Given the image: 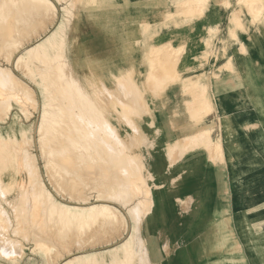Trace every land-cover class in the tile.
I'll return each instance as SVG.
<instances>
[{
  "label": "rangeland",
  "instance_id": "rangeland-1",
  "mask_svg": "<svg viewBox=\"0 0 264 264\" xmlns=\"http://www.w3.org/2000/svg\"><path fill=\"white\" fill-rule=\"evenodd\" d=\"M62 1L63 0L59 1V3L57 1L56 3L57 6L59 5L58 7L64 6L63 9H61L60 14H58L59 18L55 20L54 14H51L53 15L51 16V15H46V14L44 15V12L42 11L40 14L36 12L37 14L35 13L34 15H30L28 23H25V24L23 23L19 26L17 32L16 30L14 31L13 22L11 23L12 18L5 20L4 21L5 23L2 20H0V46H1L0 47V51H1L0 52V68L11 71L12 74H14L12 76L13 79L15 78L14 80L20 83L21 87L24 88L25 86L24 88L25 91H24L23 88L21 89L19 84L14 85V81L11 79L12 77L10 76V78H8V75H7L6 77L7 79L10 80V84L12 83V85L14 86L11 85L10 87L12 89L10 90V92L7 91L6 93L11 94L12 93L11 91L14 90V88H15V92L17 91L20 92L18 93V95H21V96H18L19 98L17 99H20L19 101L22 102L21 104L25 107V110L27 112L26 116H24L23 114L19 112L20 119H22L25 124H28L30 126L29 134L27 133L24 136H20V135L18 136L17 145H18V150L19 149L20 150L19 151L17 150L18 151L17 156H18V161L21 165V169H20L21 171H19L18 174L16 175L17 183L20 184V186L21 184L22 185L24 184L26 185V187L27 186L31 187V185H34L32 187L33 189L36 188V190L39 187V185H45L47 190L54 193L55 197H57L56 199L60 201L62 200L60 190L63 189L64 192H67V190L71 186L73 187L72 183L68 184L69 181L70 182L72 181L71 179L67 178L64 175H62V177L64 176L65 178L60 177L61 178L60 179L58 178L57 174L53 173L54 169L51 163L53 161L67 163L71 160L70 163L77 164V161H75V159H71L69 157L70 153H68L67 152L68 150H66V143L62 142L61 144L60 141L59 143L56 142L59 144V146L63 145L65 148L64 150L63 146L59 147L56 143L53 142V141H58V140H52V142L49 141L51 134L52 136L55 135L54 137L51 136L53 139L54 138L56 139L58 136L59 138L57 139H60L62 141L63 140L62 138H64L63 136H66L65 135L66 128H64L63 126V129H65L64 132L62 131L63 129L61 126H60L61 127L60 129L58 128L55 129L56 131L58 130V132L61 130V132L59 133H61V136L63 135L62 138H60L59 136L60 134L58 132H56L55 130H51L50 131L51 133L47 134L49 137L47 136V139L44 140L45 142L42 141V144H41V141L38 140L39 131H38V128L36 127L37 122L39 121V118H40L39 105L42 102L40 101V104H39L41 95H40V92L38 93L37 89H39L40 85L46 86L47 83L45 82H47L46 80L48 79H49L48 83L50 85L52 83L55 84L56 80H54L55 82L54 81H52V83L50 82L51 77L54 75L52 72L55 69L53 70L51 68L52 71H50L51 69H48L47 71V68H45L44 64L42 65L41 63H39V61L37 62L38 60L37 57L39 56L34 55L36 51H31L29 52L30 54H28V56L31 57L32 54L33 53L34 54L32 56V59L28 58V60L30 61L32 60L31 63H34L33 69H39V68L41 69L43 67L41 71H43L44 76H46V77L39 76L38 74L36 75V78H32V77L26 76V74H24L22 71L23 66L16 65L15 64L16 61L14 60V57L17 55V53H24L25 55L27 54L25 52L27 51V48L29 47L34 48L35 45L38 46L40 42L45 41L46 36H48L49 31H51L50 39L54 43L62 39L61 40L62 44L58 48V51L60 50L59 52L61 53L63 52L62 58H64L63 63H66L65 64L66 68L64 69L63 79L62 78L58 79L62 75L60 76L58 75L56 76V74L54 75L56 76L55 79L58 77L57 80H59L58 81L59 84H57L56 82L55 85H52L50 87L51 92L49 91V88H47L48 90L45 93L43 102H46V101L47 102L51 101V103L52 101L54 102V99L52 100L54 96H58V98L57 97L55 98L59 100L61 99L62 101L66 102L67 100H70L72 95L76 94V97L79 98L80 103L78 102V98H76L77 100L74 99L75 96L72 99L73 101H76L75 104L77 102L79 103V104L77 103L79 106L74 104V107L78 106V108L74 109V107H70L72 106L71 104L73 103L72 99L70 100V104L67 101V104H69L70 106L67 104H66L67 106L65 105L66 107L69 106L70 109L71 108L73 109L72 111L67 110L69 114L68 116L69 118H72L73 120V118H75L74 115L76 114V120H77V121L75 120L76 123H78V121L80 122L81 119L82 120L84 119L81 122L85 121L84 123H86L87 118L90 117L89 116L86 118L84 114L82 115L80 114L83 112L84 113L87 112L85 108L82 109L80 107V105L82 106L80 100L82 99V102H83L85 98H87V96H88V99L96 98V100H98L97 97H99L100 94H103L102 90L106 89V91L108 92L109 89L110 90L112 89L114 92L113 98L117 99V100L115 99L114 100L120 102V103L117 102L118 104H121L122 102L123 107L121 106V108L118 106L114 109L97 113V117L102 118V119H98L95 115L97 120L94 116H92L91 119L89 118V120L91 122L93 121L92 122L93 126L96 127L99 125L98 128L99 129L102 128L100 132L97 130L98 128L95 129V132H92L93 133L92 136L94 137V139H97L96 136H94L96 135L95 134L96 132L97 134L99 132V134H101L100 135L101 137L103 134H105L106 138H108L107 134H110L109 139H111V141L108 139L109 142L113 143L114 141V144H116L119 147H120V144L122 145L121 148H118L122 150L120 154L121 157L120 156L118 157L121 159V161L123 160L127 161L126 160L128 156L127 153H129V151L130 152L132 151V154L128 156V160L130 159V162L129 161L126 162V167L129 168L130 170L128 171L129 174L125 173L127 176L124 174L126 178H123L120 175H118L117 180L121 181L119 180L120 178L125 179L124 181H127V179H130V181L134 180V183L136 184H140V183L143 184L142 186L140 185L142 188L135 189L133 194L131 193L128 195L130 197L125 199L126 205H123L124 207L118 205V203L113 202L115 206L117 207L119 206L121 208L122 213H125V214L128 211L127 210L128 208L134 207L131 209L132 211L130 210L135 215L134 220H132V217H130L127 220V225L129 227H132V225L135 224L134 225V229H135L134 235L135 236H133L134 237L133 239H134V242L135 240H137V242L139 243V244L138 243L136 244L135 242V245L139 248L138 249L136 247L135 251H137L138 249L136 253L138 254L141 252L142 253L139 255L135 253V255H138L139 257H137L136 259L135 258L136 256L134 255L135 259H133L132 264H150V263L151 264H264V140L261 141V144H260L261 148L257 150H252L250 154L246 153L247 150H242L241 153L243 154L241 157L235 156L230 161L229 160L227 161L229 163L226 164V166H228V170H230L229 176L231 178L230 179V197L228 198L230 201V209H227L225 211L218 212L215 214H211V213L193 214L191 212L179 213L174 210V207L173 208L171 207V210H169L170 209L169 208L168 211L167 210L165 211L164 217L166 221L164 222L165 225L163 227H158L156 229L155 228L153 229L152 225H149L150 221H147L148 218H150L151 212L153 210L154 190L158 189L159 187V184H157L154 181L155 176L152 174V172L149 169L151 158L155 156V153L159 152V150L155 148V146L159 144L158 141L166 140L167 137L168 139L169 138L174 139L175 137L186 135L187 133H189L190 131L194 129H197L200 132L208 130V133L210 135V129H209L210 127L208 126V120L211 118L210 115L215 112L214 100L212 98V95L209 94L208 85L200 83L199 75H198L199 69L193 68V65L197 64V62L201 59H209V58H213L214 56L219 58L218 55L220 56L221 52L224 53L225 47L223 45V37L221 36L222 25L220 22H218L217 28H215L214 30L213 29L210 30L208 27L202 28L198 26V25H201V26L208 25L206 23L209 19L208 13L206 12L205 9L202 8L204 7V4H207V2H205V0L204 2L201 0L204 3L203 4L199 0H198L199 2L196 0H193V2L203 4L200 11L199 10L191 11L190 9L186 7L190 11H188L187 9L185 10V8H180V11L177 13L175 9V5L181 2L179 5L183 6L185 4H188L189 2L192 3V1L191 0L190 1L172 0L171 1L172 3H171L169 0H167L169 1V4L166 5V4L161 3L162 0H158V1L153 0V2L152 0H148V2L147 0H144V1L141 0L142 3H131L125 0L121 4L113 3L110 0L109 1L100 0V2H97L98 1L97 0L96 2L99 4H97L96 2L90 1L88 5H85V6L82 4L75 6L72 0H69V1L64 0L65 3L64 1L63 2ZM70 1H72L73 3H70ZM102 1H105V2L102 3ZM182 1H186L187 3L185 2L183 3ZM224 1L229 3V4L228 3L226 4L225 2H223V4H221L225 9L237 8V13H239L240 15L245 13L253 19L251 14L248 13V11L246 10L247 5L249 4L247 2H250L249 0H231L232 4L229 0H224ZM68 2H69V5H68ZM256 2H254L252 5L255 4L257 6L258 3L260 2H261L260 4L263 3L262 0H259L257 3ZM86 6H90V7L86 8ZM72 7L74 8L72 9ZM120 10H122L124 14V20L120 24L124 23L122 24V28L126 29V30L124 29L125 34H126L125 42L127 41L126 44H128V40H129L130 44L126 45L125 42H123L122 45H118L117 42L113 44H105L104 38L109 33L107 29L112 28V25H113L111 14L112 13L117 14ZM234 13L232 12V15L235 16V18L232 15H231V18L237 20L238 26L236 25V31L242 30L243 25L240 21L241 18L240 16H238L237 13H235L237 15H234ZM64 16H66V18ZM150 16H153V17H150ZM142 20L143 22L147 21V23H145V26L147 28L144 27V29L146 28L145 32H143L144 29L142 27L144 26V23L140 24L142 23ZM210 20H214L213 16L210 18ZM255 21H257L258 23H262L261 21L255 20V19H253L252 22H255ZM107 23H110V25ZM139 25H140V28H138ZM239 26L241 27L239 28ZM140 30L142 31V33L140 32ZM1 33H3L4 37L2 36ZM52 33L54 34L52 35ZM139 33L141 36L139 35ZM137 36L139 40L137 39ZM5 37L7 39H5ZM10 38H16L18 41H20L19 42L20 44L18 43L19 45L17 44L16 47L14 46L11 49L9 48L11 51L5 45L6 41ZM97 39L99 40L98 42H97ZM230 39L233 40L232 42L236 41L232 39L231 37ZM136 42L138 43L136 44ZM217 43H219V46ZM167 44H170L171 48H170V45H168L169 49L166 48ZM3 46H5L6 48H4ZM199 48L200 49L204 48L205 51H199V52L193 51ZM207 48H209L208 51H207ZM160 53H161V57H160ZM168 54L170 56H168ZM143 56H145V58ZM162 56L165 57L164 58L165 62L164 60L162 61L161 59L163 58ZM33 57L35 59L37 58L36 61ZM158 59H160V62ZM35 64L38 66H36ZM17 66H19L21 69ZM147 68H150V69H147ZM2 69H0V72L2 71ZM49 71L51 72L52 75L49 73ZM38 72H40V70ZM55 72L56 70L54 71V73ZM135 72H138V75H140L141 77H139L138 79L136 78L137 76L134 77ZM46 73L50 75H47ZM146 73H148V75ZM0 74L4 76L3 71ZM171 74H173L174 76L173 78L172 76H170ZM66 76H69L67 77L69 81L70 80L73 81V79H75L73 81L75 83L73 84L76 85L77 83L78 86L76 87L74 85V87H76L78 90L81 88L79 92L80 93L82 92V93L79 96H82V94L84 93L86 94L84 96L85 98L83 96L82 97L77 96L78 90H74L76 88H74L73 86L71 87V89L77 93H74V91L72 92L69 91L70 90L69 85H72V83L69 82L68 80L65 81V83L67 82L66 84L64 83L63 80L67 79L65 78ZM70 76L73 79H70L71 78ZM18 77L19 78L21 77V79L22 78L24 79L25 77L24 82L22 81L19 82L20 79ZM145 77L146 79L142 80ZM134 78L136 81L135 80L132 81ZM53 79L54 77H52V80ZM61 80L62 82H60ZM141 81H145V82L147 81L146 82L147 88L149 89L152 88L150 90L153 91V93L140 92L138 90L139 88H136V87H138L139 84L140 85L142 84L140 83ZM135 82L138 84H136ZM61 83H63L62 84L63 86L60 85ZM68 83H69L68 85L69 87L68 86L64 87V85H67ZM59 86H61L63 90H66L68 87L69 90H66V91H68L67 92L68 94L70 92V94L67 96H71V97L68 98L66 96L67 97L66 98L65 97V95L67 94L65 93L66 91L63 94L62 92L63 90L62 91L57 90L59 89ZM52 87L53 88L58 87V88L57 89L54 88L55 89L54 91L52 90L53 89ZM141 88L145 89V87H142V86ZM26 90H28L27 91L28 93L26 92ZM110 90L109 92H111ZM57 91L58 93H60L59 95ZM24 92L26 95L24 94ZM97 92L98 93L100 92V93L98 94ZM0 94H1L0 99H2L1 101L3 102V100L5 99L3 98V94H5V92L4 93L0 92ZM48 94L52 95V98L50 95L48 96ZM110 95L111 94L109 93L105 94L106 98H104L105 100L102 99V101H104L105 103V101L107 100L108 102V100L112 98ZM22 97L24 98L21 99ZM25 97L26 99L27 98L28 99L26 100ZM201 97L203 100L201 99ZM62 98L63 99L66 98L67 100H63ZM125 99H127V101H125ZM193 99H195L196 101L194 102ZM192 102L194 103V107L192 106L193 105ZM200 102H203L205 104L200 103ZM195 103L197 104L196 107H195ZM201 104H203L205 107L202 106L201 108L200 107ZM207 104L209 105V108ZM126 106L128 107L127 110H126ZM124 108H125V111H124ZM79 109L80 110L82 109V111L78 112ZM88 109L90 110V108ZM69 112H73L74 114V115L72 114L73 117L70 115ZM77 112L79 114H77ZM120 114L122 115V117H120L121 116ZM99 120L100 121L103 120L104 123H106L110 127L107 126L106 124L104 125L103 121H101L102 123L100 124ZM94 121H95V125H94ZM96 122L98 123L96 124ZM100 125H102L103 127L105 126L107 128H110L111 130L108 129V131L110 130L111 132L109 131L110 132L109 133L108 131H106L107 129L100 127ZM7 128H8V124H5L4 121L0 122V132H5ZM102 131H104V133ZM62 132L65 134H63ZM126 136L129 140V142L127 141L128 144H126L120 139L121 137H126ZM106 138L104 140L108 142ZM180 143H179L180 144L179 146H175V147H171V146L169 147L167 145L166 149L164 150L166 152V156L170 164L174 161L179 160L185 154V147L189 146V142L187 140H181ZM40 144L43 146L41 147ZM48 144H51V145H48ZM45 145H47V147H44ZM127 145H130V147H128ZM48 146L52 147L50 148L52 150L53 149L55 150L56 147L57 148L59 147L60 150L58 149L57 150L60 153L56 151L57 152L56 154L55 151H52L53 153H55V155L54 154H50V156L49 154L48 156L44 155V153H42L44 151V148L46 149L48 148V150H50ZM200 146H203V145H200ZM68 147H70L69 144L67 145V148ZM71 148L73 147L71 146L69 149ZM197 148L198 147L194 148L193 150ZM203 148H204L203 151H205L212 160H217L218 158H220L221 159L220 162H224L223 159L221 158L222 154H221L220 143L213 145L212 140H211L209 145L203 146ZM73 150L74 149H72V151ZM176 154H177V157L175 156ZM56 155H58V157ZM124 155L126 156V159H124ZM174 156L176 157L177 160L176 159L173 160ZM50 157L51 159H49ZM118 158L114 159V161L118 162ZM137 159L140 160V163ZM48 164H50L51 169L48 166ZM78 164H83V166L81 167L82 169L81 172L84 173V176L86 174L90 175V173L91 174L94 173L95 166L93 164L85 162V166H84V162L82 163V161ZM104 164L105 163H103V166ZM106 164L108 167H111L110 166L111 164H108L107 162ZM118 164L116 165L118 166ZM120 165L118 167H120ZM45 166H47V168ZM87 166L90 167V169H93L91 170L92 172L91 171L89 172V169H86ZM103 166H99V169L97 170L98 173L100 174L102 173L101 172L102 168L104 169ZM100 167H101V170H100ZM51 173H53L54 175ZM115 175H110L111 181L112 179H114L113 177ZM130 176H132L134 179H131L132 177ZM54 177H57V178H54ZM32 179L34 180L31 182ZM9 180H10L9 174L7 172H4L3 170L0 171L1 185L9 182ZM49 180H51L52 182ZM97 181L98 182H96V184L99 183L100 180L97 179ZM124 181L118 182V183L121 184V183H124ZM104 184L105 183L101 184L102 187H100V189L102 188L105 191L107 185H104ZM68 185L69 186L71 185V186L69 187ZM114 186H117V184H115ZM26 187L24 188L25 193L26 191L27 192L29 191V187L27 188ZM63 187H65L66 190ZM72 187L70 189H72ZM78 187H79V190H77L76 193H75L76 190L73 191L69 189L70 194L72 193L78 194L79 191H82L83 193L87 192L86 189H84V187H81L82 190H80L81 189L80 186ZM136 190H138V192H135ZM3 191L0 192V213H1L0 215L2 217V218L0 217V222H2L3 220V222L0 224L1 226L0 229L3 227L4 228L3 230L2 229L0 230L1 231L0 233L1 243L0 244L4 243V245H0V246L1 247L5 246L4 248L8 246L9 252L7 253L8 249H3V247L1 249L0 247L1 250H4V251L0 250V264H60V263L62 264L61 261L65 257H67L71 252L73 253L79 250L80 248H86V249L93 248L94 245H95L94 247L106 246L111 243H115L119 241L123 237V233H121V230H122L121 227L118 228L120 224L124 222V221L122 222L121 220V223L120 222L117 223L119 226L115 225L116 227L114 228L111 226H108L107 229H104L105 232H103L104 230L98 231L97 230L98 228H97L96 234L94 231H91V233L94 232V234L91 235V233H88L89 237H87L88 236L87 232H90V231H87L86 232L87 236L84 234L87 238H89L87 239L88 241L86 240L87 241L86 244H83L85 240L84 239L85 237L83 236L80 237L82 239L78 238L77 240H76L77 237L74 239L72 238V240H71V237L68 240L67 239L61 240V238L59 239V237L57 236L58 234L56 233L55 229L53 231V229H51L50 227L47 228L46 226H44V223H41L42 221H40L41 217L39 215H38V218L36 216V219L28 216V215L32 216V211H31V213L29 212L30 214L27 213L26 215H23V216H26L24 220L23 219L24 217L23 216H22L23 218L21 217L20 215L21 213H19L20 211L18 210V208L14 209L15 206L13 203L16 202V200L13 199V197L17 195L19 190H15L12 188L11 190L7 189V193H6V189ZM56 191L57 193H55ZM192 200L193 198L186 197L185 200H179V201L183 204L184 210H190V205H191ZM136 215L138 216V218ZM140 216H141V220L139 218ZM18 217H20V219H18ZM172 222H174L175 224L174 223L172 224ZM35 223L37 225V228H36ZM38 223H40L41 226L40 224L38 225ZM23 226L25 230L23 229ZM135 226L138 229H136ZM139 227H141V230H139ZM138 230L140 231L139 233L140 235L136 234L139 232ZM47 231L49 232L48 235H47L48 233ZM98 233H100L101 235ZM45 234H46L45 237L47 238L51 236V238L49 237L50 239L48 238V240H49V245H51L53 248L51 255H49L47 259L44 258L41 254H37L36 252L32 251L34 240L37 239L35 236H38L39 238H44ZM118 234L119 235L122 234V236L120 235L121 236L120 237L118 236ZM137 236H141L143 239H145V241H142L143 239H140L141 237L138 238ZM54 237H56L57 239ZM138 239L141 241H139ZM6 240L10 241V242L8 241L9 244L6 243L7 242ZM93 241L96 242V244ZM13 242L15 244L19 243L17 245L19 254L16 251L17 249L14 250L17 253L16 255L17 257L15 258L14 262H9L7 260V257L10 253H12L11 244ZM71 242H72V245H71ZM142 242L143 243L146 242V243L143 244ZM80 244L81 245L83 244V247H81ZM142 246H144V248ZM53 254L56 258L53 256ZM140 256L141 257L143 256V260L142 258H140ZM137 260L139 261V263Z\"/></svg>",
  "mask_w": 264,
  "mask_h": 264
},
{
  "label": "bare ground",
  "instance_id": "bare-ground-1",
  "mask_svg": "<svg viewBox=\"0 0 264 264\" xmlns=\"http://www.w3.org/2000/svg\"><path fill=\"white\" fill-rule=\"evenodd\" d=\"M57 1H58V3H59V1H61V0H0V20H2L3 22L5 21V20H7V19H10V18H12L11 19V23L13 22V25H14V31L16 30V32L18 31V28H19V26L21 25V24H25V23H28V21H29V17H30V15H34L36 12H38L39 14L41 13V11L42 12H44V15L46 14V15H51V14H54L55 15V20L57 19V18H59V16H58V14H60V11H61V9H63V7H58L57 6ZM64 1V0H63ZM62 1V2H63ZM69 1V0H68ZM73 2H74V4H75V6H78L79 4H82V5H88V3L91 1V2H96L97 0H72ZM72 1H70V3H73ZM107 1V0H106ZM109 1V0H108ZM111 1V0H110ZM144 1V0H143ZM158 1V0H157ZM170 2L172 1V0H169ZM186 1H190V0H186ZM186 1H182L183 3L185 2V3H187ZM192 1V3H193V0H191ZM196 1H198V0H196ZM201 3H203L204 2V0H199ZM198 1V2H199ZM217 1V0H216ZM250 2H247V3H249L248 5H247V11H248V13H250L251 14V16L253 17V19H255V20H259V21H261L263 24H264V0H262L263 1V3L262 4H260V3H258V5L256 6L255 4L254 5H252L254 2H256L257 0H249ZM259 1V0H258ZM257 1V2H258ZM97 2H100V0H98ZM96 2V3H97ZM103 2H105V1H102V3ZM147 2H148V0H147ZM152 2H153V0H152ZM205 2H209V0H205ZM225 2V1H224ZM256 2V3H257ZM64 3H65V1H64ZM67 3V2H66ZM146 3V2H145ZM157 3V2H156ZM172 3V2H171ZM181 3V2H180ZM179 3V4H180ZM189 3H191V2H189ZM188 3V4H189ZM196 3V2H195ZM226 4L228 3V2H225ZM97 4H99V3H97ZM148 4V3H147ZM204 4V3H203ZM203 4H201L202 6H203ZM229 4V3H228ZM63 5V4H62ZM68 5H69V2H68ZM72 5V4H71ZM186 5V7H187V4H185ZM205 5V4H204ZM73 6V5H72ZM182 6V5H181ZM192 7V5H189V7ZM201 6V7H202ZM70 7V6H69ZM88 7H90V6H86V8H88ZM185 7V10L187 9ZM188 7V8H189ZM74 7H72V9H73ZM182 8H184L183 6H182ZM194 8V7H193ZM198 8V7H197ZM202 8H204V7H202ZM71 9V8H70ZM69 9V10H70ZM190 9V8H189ZM192 9V8H191ZM201 9V8H200ZM200 9H199V11H200ZM68 10V11H69ZM188 10V9H187ZM193 11H194V9H192ZM191 10V11H192ZM71 11V10H70ZM188 11H190V10H188ZM181 12H183V11H181ZM233 13H234V11H232ZM184 13H186V12H184ZM190 13V12H189ZM236 13V12H235ZM234 13V15H237V14H235ZM37 14V13H36ZM73 14V13H72ZM51 16H53V15H51ZM130 16V15H129ZM233 16V15H232ZM239 16V15H238ZM45 17V16H44ZM47 17V16H46ZM65 18H66V16H64ZM149 17V16H148ZM147 17V18H148ZM150 17H153V16H150ZM234 18H235V16H233ZM51 18V17H50ZM241 18V17H240ZM152 19V18H151ZM164 19V18H163ZM126 20V19H125ZM134 20H136V19H134ZM145 20V19H144ZM153 21V20H152ZM158 21H159V19H158ZM238 21H239V19H238ZM241 21V20H240ZM252 21V20H251ZM48 22V21H47ZM94 22V21H93ZM135 22V21H134ZM149 22V21H148ZM5 23V22H4ZM41 23V22H40ZM144 23V26H142L143 27V29H144V27H146L145 26V23H147V21L146 22H143V20H142V23H140V24H143ZM61 24V23H60ZM107 24H109L110 25V23H107ZM122 24H124V23H122ZM135 24H137V23H135ZM139 24V23H138ZM241 24V23H240ZM239 24V25H240ZM13 25H11V26H13ZM27 25V24H26ZM236 25L238 26V24H237V20L236 19H232L231 18V20H230V28H229V34H230V37L232 38V39H234V40H236V41H238L239 39H238V36H237V33H236ZM42 26V25H41ZM65 27V26H64ZM106 27H107V25H106ZM131 27V26H130ZM241 26H239V28H240ZM13 28V27H12ZM138 28H140V25L138 26ZM137 28V29H138ZM147 28V27H146ZM145 28V29H146ZM45 29V28H44ZM52 29V28H51ZM123 29V28H122ZM125 29V28H124ZM145 29H144V31L143 32H145ZM10 30V29H9ZM126 30V29H125ZM7 31V30H6ZM55 31H57V30H55ZM132 32V31H131ZM140 32L142 33V31L140 30ZM42 33V32H41ZM48 33V32H47ZM2 34V36H3V33H1ZM50 34H51V31H49V33H48V36H46V40L45 41H43V42H40V44L38 45V46H34V48L33 47H29V48H27V51H25L27 54H25L24 55V53H17V55L14 57V60L16 61V65H20V66H23V73L24 74H26V76H29V77H32V78H36V75H38L39 74V76H44V73H43V71H41V69L43 68H39V69H33V64L34 63H31V61L30 60H28V58H31L32 59V56H33V54H32V56L30 57V56H28V54H30L29 52H31V51H36L35 52V56H39V57H37L38 58V60H37V62L39 61V63H41L42 65L44 64V66H45V68H47V71H48V69H55L56 70V72L54 73V71L52 72L54 75L56 74V76L58 75V76H60V75H62L61 77H57L58 79H63L64 78V69L66 68L65 67V64L66 63H63V59L64 58H62L63 57V52L61 53V52H59L58 51V48L60 47V45L62 44L61 42V40H59L58 42H56V43H54L51 39H50ZM54 33H52V35H53ZM131 34H133V33H131ZM135 34V33H134ZM5 35H6V33H5ZM51 35V36H52ZM58 35H60V34H58ZM136 35V34H135ZM134 35V36H135ZM138 35V34H137ZM139 35H140V33H139ZM138 35V36H139ZM8 36V35H7ZM128 36V35H127ZM138 36H137V39H138ZM141 36V35H140ZM139 36V37H140ZM4 37V36H3ZM9 37V36H8ZM22 37V36H21ZM63 37V36H62ZM61 37V38H62ZM27 38V37H26ZM42 38V37H41ZM4 39V38H3ZM5 39H7L6 37H5ZM29 39V38H28ZM27 39V40H28ZM137 39H136V41H137ZM54 40V39H53ZM139 40V39H138ZM130 41H131V39H130ZM133 41V40H132ZM135 41V40H134ZM20 41H18L16 38H10V39H8L7 41H6V43H5V45H6V47L9 49H11L12 47H16V45L19 43ZM93 42V41H92ZM125 42V41H124ZM139 42V41H138ZM138 42H136V44L138 43ZM168 42V41H167ZM90 43V42H89ZM127 43V41L125 42V44ZM133 43V42H132ZM131 43V44H132ZM135 43V42H134ZM1 44H2V42H1ZM20 44V43H19ZM18 44V45H19ZM22 44V43H21ZM91 44V43H90ZM128 44H130V42H129V40H128ZM128 44H126V45H128ZM92 45V44H91ZM133 45V44H132ZM165 45V44H164ZM168 45H170V44H167L166 46V48H168ZM31 46H33V45H31ZM95 46V45H94ZM1 47V46H0ZM4 48H6L5 46H3ZM126 47H128V46H126ZM131 47V46H130ZM19 48V47H18ZM17 48V49H18ZM165 48V49H166ZM170 48H171V45H170ZM213 48V47H212ZM211 48V49H212ZM9 49V50H10ZM15 49V48H14ZM61 49H63V48H61ZM159 49V48H158ZM169 49V48H168ZM26 50V49H25ZM131 50V49H130ZM161 50V49H160ZM160 50H158V51H160ZM172 50H173V48H172ZM179 50V49H178ZM11 51V50H10ZM14 51V50H13ZM124 51H126V50H124ZM133 51V50H132ZM171 51V50H170ZM1 52V51H0ZM174 52V51H173ZM152 53V52H151ZM8 54V53H7ZM172 54V53H171ZM158 55V54H157ZM156 55V56H157ZM165 55H167V54H165ZM11 56V55H10ZM14 56V55H13ZM12 56V57H13ZM34 56V57H35ZM102 56V55H101ZM159 56V55H158ZM168 56H170L169 54H168ZM168 56H166V57H168ZM33 57V58H34ZM144 58H145V56H143ZM142 57V58H143ZM153 57V56H152ZM160 57H161V53H160ZM163 57V56H162ZM36 58V59H37ZM165 57H163V58H161L162 59V61L164 60V62H165V59H164ZM12 59V58H11ZM35 59V58H34ZM36 59H35V61H36ZM105 60V59H104ZM159 60V62H160V59H158ZM169 60H171V59H169ZM173 60V59H172ZM157 61V60H156ZM167 61V60H166ZM65 62V61H64ZM67 62V61H66ZM120 62V61H119ZM169 62V61H168ZM155 64V63H154ZM168 64V63H167ZM36 65V64H35ZM36 66H38V65H36ZM141 66H143V65H141ZM154 66V65H153ZM17 67H19V66H17ZM16 67V68H17ZM56 67H57V69H56ZM146 67V66H145ZM162 67V66H161ZM20 68V67H19ZM36 68H38V67H36ZM44 68V69H45ZM0 69H2V68H0ZM21 69V68H20ZM52 69L50 70V71H52ZM147 69H150V68H147ZM35 70H37V71H35ZM40 70V72H38ZM67 70H68V68H67ZM123 70V69H122ZM121 70V71H122ZM2 71H3V74H4V76H2L1 74H0V92H5V94H3V98H5L4 100H3V102L1 101L2 99H0V122H2V121H4V123L5 124H8V128H7V130L5 131V132H0V171H4V172H7L8 174H9V176H10V180H9V182H7V183H5V184H3V185H1V181H0V192H2L3 190H5L6 189V193H7V189H9V190H11L12 188L13 189H15V190H19L18 191V193H17V195H15L14 197H13V199H15L16 200V202H14L13 204H14V206L16 207H14V209H17L18 208V210L20 211L19 213H21L20 215H21V217L23 216V215H26L27 213H31V211H32V216L31 215H28V216H30V217H33V218H35L36 219V216H37V218H38V215L41 217V220L40 221H42L41 223H44V226H46L47 228L48 227H50L51 229H53V231H54V229H55V231H56V233L58 234L57 236L59 237V239L61 238V240L62 239H64V240H68V239H70V237H71V240H72V238L74 239V238H76V240L78 239V238H80V237H85L84 239V243L83 244H86V242L88 241L87 239H89V238H87V237H89V235H88V233H91V231H94L95 232V234H96V232H97V230L98 231H100V230H104V229H107L108 228V226H111V227H116V226H119L117 223L118 222H120L121 223V220H122V222L123 223H121L120 224V226L118 227V228H120L121 227V233H123V237L119 240V241H117V242H115V243H111V244H109V245H106V246H102V247H94L93 246V248H77V249H79V250H77V251H75V252H71L67 257H65L61 262H62V264H132V261H133V259H137V257H139L138 255L139 254H141V253H136L137 251H138V247L135 245V242H136V244L138 243L137 242V240H135V242H134V237L133 236H135L134 234H135V229H134V225H132V227H129L128 225H127V220L130 218V217H132V220H134V213H132L131 211V209L132 208H134V207H130V208H128L127 210V212H126V214L125 213H122V211H121V208L120 207H117V206H115V204L114 203H118V205H120V206H123V205H126V202H125V199L126 198H128V197H130V196H128L129 194H133V192H134V190L135 189H139V188H142L141 186L143 185L142 183H140V184H136V183H134V180H132V181H130V179H127V181H124L125 179H122V178H120L119 180H121V181H118L117 180V178H118V175H120L121 177H123V178H126V174L128 173L129 174V172L128 171H130L129 170V168H127L126 167V162L127 161H129L130 162V159L128 160V156L130 155V154H132V151L130 152L129 151V153H127L128 154V156H127V159H126V156L124 155V159H126L127 161H125V160H123V161H121V159L120 158H118L119 156L121 157V149H118V148H121L122 147V145L120 144V147L119 146H117L116 144H114V141H113V143L112 142H109V140L111 141V139H109L110 138V134H107L106 132V134L108 135V138H106L105 137V134H103L104 133V131H102L103 133V135H104V137L106 138V140L108 141V142H106L104 139V137H103V135H102V137L100 136L101 134H99V132H100V130L102 129H99L98 128V126H93L92 125V122L89 120V118L91 119V117L92 116H94L95 117V115H96V117H97V113H100V112H104V111H107V110H111V109H114V108H116V107H120L121 108V106L123 107V105H122V102H121V104H118V103H120V102H118V101H115V100H117V99H115V98H113V90L111 89H109L111 92H109V90H108V92L106 91V89H104V90H102L103 91V94H100V96L99 97H97L98 98V100H96V98H93V99H88V96H87V98H85L84 96L86 95V94H82V96L85 98V100L82 102V99L80 100L81 101V104H82V106L80 105V107L83 109V108H85L86 109V111L87 112H83V113H80L81 115L82 114H84L85 116H86V118L87 117H89V118H87V120L88 121H90V122H88L87 120H86V118H85V120H86V123H84V122H81V121H83L82 119H81V121L79 122L78 121V123H76V114L74 115L73 114V112H69L70 113V115L73 117V115H74V117L75 118H73V120H72V118H69V114H68V111L67 110H73L72 108L70 109L69 108V104H70V100L74 97V99H76V98H78V97H76V94L75 95H72V97L71 96H67V95H69L70 94V92H69V94L67 93L68 91H66V90H69V91H74V90H78L76 87L78 86L77 85V83H76V85L75 84H73V83H75V82H73L75 79H73L71 76V78L70 79H73V81L72 80H68V78L67 77H69V76H66L65 78H67V79H65V80H63L64 81V83H65V81L66 80H68L69 82H71L72 83V85H69V83L67 84V85H64V87H66V86H70V88L68 89V87H67V89L66 88H64V89H66V90H63V88L61 87V86H59V89H57L58 87H54V88H56L57 90H63L62 92H63V94H64V92L65 93H67L66 95H65V97L67 96L68 98L69 97H71L70 98V100H67L66 98L65 99H63V100H67L68 101V103L69 104H67V101L65 102V101H62L61 99L59 100V99H56L55 97H57L58 98V96H54V98H52V95H50V94H48V96L50 95L51 96V98H52V100L54 99V102L52 101V103H51V101L49 102H43V99H44V96H45V93L47 92V88H49V91L51 92V89H50V87L52 86V85H55L56 84V82H57V84H59V80H57V78L55 79V77L56 76H52V77H54V79L52 80V77H51V83H52V81H54V80H56V82H55V84L54 83H52L51 85L48 83L49 82V79L48 80H46L47 82H45V83H47L46 84V86L45 85H40L39 86V89H37L38 90V93L40 92V100H39V104H40V101H42L41 102V104L39 105V107H40V110H39V116H40V118H39V121L37 122V125H36V127L38 128V131H39V139L38 140H40L41 141V144H42V141H44V140H46L47 139V134L48 133H51L50 131L51 130H55V129H60L61 127H62V129H63V126H64V128H66V134L65 133H63L64 132V130L65 129H63L62 131V133L63 134H65L66 136H63L64 138H62V136H61V133H59V132H61V130L58 132V130L56 131V132H58L59 134V136H60V138H62L63 140L61 141L60 139H57V138H59L58 136H57V138L55 139H53L52 137H54L55 135V133L53 134L54 136H52V134L50 135V142H52V140H58V141H53L54 143H56V142H58L59 143V141H60V143L62 144V142L63 143H66V150H68L67 152L68 153H70V155H69V157L71 158V159H75V161H77V164H73V163H70V161L69 162H67V163H61V162H59V161H53V160H51V161H53V162H51L52 163V166H53V173L54 174H57L58 175V178H60V177H62V175H64V176H66L67 178H69V179H71L72 181L70 182L69 181V183L68 184H73V187H72V189H70L69 187V189L70 190H76L75 191V193L77 192V190H79V187L78 186H80V188L81 187H84V189H86V193L84 192H82V191H79V193L78 194H75V193H72V194H70V190L68 189L67 190V192H64L63 191V189L62 190H60V191H58V192H60V194H61V199L63 200H58V199H56L57 197H55V195H54V193H52V192H50V191H48L47 190V188H46V186L45 185H39V184H37V185H39V187L37 188V190H36V188L35 189H33V187L32 186H34V185H31V187H29V186H27V187H29V191L27 192L26 191V193H25V187H26V185H22L21 184V186H20V184H18L17 183V179H16V175L18 174V172L19 171H21L20 169H21V165H20V163H19V161H18V154H17V152L20 150H18V136L20 135V136H24V135H26L27 133L29 134V129H30V126L28 125V124H25L24 122H23V120L22 119H20V115H19V112L21 113V114H23L24 116H26V114H27V112H26V110H25V107L21 104L22 102H20L19 100L20 99H17V98H19L18 96H21V95H18V93H20V92H15V88H14V90H12L11 92V94H9V93H6L7 91L8 92H10V90L12 89L10 86L12 85V83L10 84V80L9 79H7V75H8V78H10V76L12 77L14 74H12V72L11 71H8L7 69H2ZM1 71V72H2ZM49 71V73L51 74V72ZM137 71V70H136ZM158 71V70H157ZM170 71V70H169ZM0 72V73H1ZM45 72V71H44ZM70 72V71H69ZM148 72V71H147ZM149 72H150V70H149ZM139 73H140V71H139ZM153 73V72H152ZM170 73V72H169ZM172 73V72H171ZM47 75H50V74H48V73H46ZM70 74V73H69ZM135 75H134V77H136L137 79L139 78V77H141L140 75H138V72H135L134 73ZM143 74V73H142ZM147 75H148V73H146ZM52 75V74H51ZM65 75H66V73H65ZM105 75V74H104ZM145 75V74H144ZM169 75V74H168ZM115 76V75H114ZM170 76H172V78L174 77L173 76V74H171ZM44 77H46V76H44ZM48 77H50V76H48ZM47 77V78H48ZM116 77V76H115ZM114 77V78H115ZM118 77V76H117ZM147 77V76H146ZM146 77L144 78V79H142V80H145L146 79ZM19 78V77H18ZM41 78V77H40ZM43 78V77H42ZM46 78V79H47ZM143 78V77H142ZM13 81H14V85L15 84H19V86L21 87V85H20V83H18L17 81H15L14 79H13V77L11 78ZM20 79V81L19 82H24V79H25V77H24V79L22 78L21 79V77L19 78ZM45 79V78H44ZM77 79V78H76ZM162 79V78H161ZM32 80V79H31ZM35 80V79H34ZM135 80V78L132 80V81H134ZM171 80V79H170ZM12 81V82H13ZM43 81V80H42ZM77 81V80H76ZM123 81V80H122ZM136 81V80H135ZM60 82H62V80L60 81ZM139 82V81H138ZM147 82V81H146ZM146 82L145 81H141L140 83H142L141 85L139 84V86L138 87H136V88H139L138 90L140 91V92H142V93H146V92H150V93H153V91H151L150 89H152V88H147V85H146ZM152 82V81H151ZM192 82V81H191ZM67 83V82H66ZM65 83V84H66ZM70 83V84H71ZM118 83V82H117ZM121 83V82H120ZM134 83V82H133ZM136 83V82H135ZM63 83H61L60 85H62ZM123 84V83H122ZM136 84H138V83H136ZM209 84V83H208ZM14 85H12V86H14ZM48 85H50V86H48ZM74 85L76 86V87H74ZM28 86V85H27ZM63 86V85H62ZM74 87V88H76V89H74V90H72L71 89V87ZM105 86V85H104ZM119 86V85H118ZM141 86L142 87H145V89L144 88H141ZM191 86V85H190ZM8 87H10V88H8ZM17 87H18V85H17ZM31 87V86H30ZM23 87H21V89H22ZM24 88H25V86H24ZM24 88H23V90H24ZM53 88V87H52ZM52 89V90H54L55 91V89ZM60 88H62V89H60ZM80 88V87H79ZM104 88H106V87H104ZM122 88H123V86H122ZM183 88V87H182ZM7 89V90H6ZM9 89V90H8ZM27 89V88H26ZM103 89V88H102ZM141 89V90H140ZM197 89V88H196ZM199 89V88H198ZM23 90H22V92H23ZM29 90V89H28ZM28 90H26V92L28 91ZM79 90H81V88L79 89ZM79 90H78V95L77 96H79V95H81V93L79 92ZM121 90V89H120ZM190 90V89H189ZM194 90V89H193ZM21 91V90H20ZM25 91V90H24ZM48 91V92H49ZM100 91V90H99ZM138 91V92H139ZM49 92V93H50ZM159 92V91H158ZM28 93V92H27ZM29 93H30V91H29ZM54 93V92H53ZM57 93H58V91H57ZM74 93H77V92H75L74 91ZM98 93V92H97ZM96 93V94H97ZM100 93V92H99ZM98 93V94H99ZM107 93H109V94H111L110 96L113 98H110L109 100H108V102H107V100L105 101V103H104V101H102V99H104V98H106V96H105V94H107ZM125 93V92H124ZM2 94V93H1ZM0 94V95H1ZM24 94H25V92H24ZM34 94V93H33ZM60 93H58V95H59ZM193 94H194V92H193ZM198 94V93H197ZM26 95V94H25ZM56 95V94H55ZM62 95V94H61ZM115 95V94H114ZM117 95H119V94H117ZM22 96H24V95H22ZM35 96V95H34ZM82 96H79V97H82ZM98 96V95H97ZM110 96H108V97H110ZM116 96V95H115ZM194 96V95H193ZM2 97V96H1ZM46 97H47V95H46ZM63 97V96H62ZM196 97V96H195ZM24 97H22L21 99H23ZM34 98V97H33ZM49 98V97H48ZM121 98V97H120ZM119 98V99H120ZM155 98V97H154ZM194 98V97H193ZM25 99H26V97H25ZM28 99V98H27ZM26 99V100H27ZM115 99V100H114ZM124 99V98H123ZM127 99H128V97H127ZM127 99H125V101H127ZM201 99H202V97H201ZM25 100V101H26ZM36 100V99H35ZM77 100V99H76ZM105 100V99H104ZM121 100V99H120ZM194 100V102L196 101L195 99H193ZM203 100V99H202ZM31 101H33V100H31ZM72 101H73V99H72ZM124 101V100H123ZM201 101V100H200ZM204 101H205V99H204ZM203 101V102H204ZM35 102V101H34ZM63 102H65V103H63ZM75 102L76 101H73V103L71 104L72 106H70V107H74V104H75ZM78 102H79V98H78ZM77 102V103H78ZM107 102V103H106ZM118 102V103H117ZM198 102H199V100H198ZM198 102H197V104H198ZM203 102H200V103H203ZM75 104V105H78V104ZM124 103V102H123ZM193 103V102H192ZM38 104V103H37ZM69 105L68 107H66L67 105ZM196 103H195V107H196V105H197ZM203 104H205V103H203ZM203 104H201V108H202V106L203 107H205ZM213 104V103H212ZM36 105V104H35ZM66 105V106H65ZM127 105V104H126ZM38 106V105H37ZM79 106V105H78ZM78 106L77 107H74V109H76V108H78ZM193 107H194V103H193V105H192ZM191 106V107H192ZM207 106H208V108H209V105L207 104ZM188 107V106H187ZM199 107V108H200ZM88 108H90V110H91V108H92V110L90 111ZM94 108V109H93ZM198 108V107H197ZM39 109V108H38ZM82 109L80 110L79 109V111L78 112H81L82 111ZM84 109V110H85ZM123 109V108H122ZM128 109V107L126 106V110ZM130 109V108H129ZM192 109V108H191ZM83 110V111H84ZM89 110V111H88ZM188 110V109H187ZM189 110H190V108H189ZM193 110V109H192ZM191 110V111H192ZM124 111H125V108H124ZM201 111V110H200ZM205 111V110H204ZM77 112V114H79ZM89 112V113H88ZM194 112V111H193ZM88 115H87V114ZM73 114V115H72ZM103 114V113H102ZM119 114V113H118ZM117 115V114H116ZM121 115V114H120ZM80 116V115H79ZM84 116V117H85ZM81 117V116H80ZM94 117H93V119H94ZM95 117V118H96ZM120 117H122V115L120 116ZM119 117V118H120ZM124 117V116H123ZM82 118H83V116H82ZM98 119H102V118H99V117H97ZM97 118H96V120H97ZM118 118V117H117ZM5 119H7V120H5ZM79 119V118H78ZM92 119V120H93ZM104 119V118H103ZM123 119V118H122ZM127 119V118H126ZM125 119V120H126ZM76 120V121H75ZM80 120V119H79ZM95 120V121H96ZM119 120V119H118ZM128 120V119H127ZM131 120V119H130ZM95 121H94V125H95ZM100 121V120H99ZM101 121H103V120H101ZM99 122L100 124L102 123V122ZM91 123V124H90ZM98 122H96V124H97ZM103 123H104V121H103ZM106 123H104V125H105ZM103 125V124H102ZM102 125H100V127H103ZM107 125V124H106ZM17 126H18V128H17ZM61 126V127H60ZM107 126H109V125H107ZM180 126V125H179ZM110 127V126H109ZM98 128V129H97ZM103 128H105V129H107L106 131H108V129H110V128H107V127H103ZM181 128V127H180ZM200 128V127H199ZM95 129H97L99 132H98V134H97V132L95 133L96 135H94V136H96V138L97 139H94V137L92 136L93 135V133L92 132H95ZM96 130V131H97ZM111 130V129H110ZM109 130V131H110ZM108 131V132H109ZM54 132V131H53ZM52 132V133H53ZM111 132V131H110ZM109 132V133H110ZM197 134V133H196ZM52 136V137H51ZM194 135H191V136H189L188 138H187V141L189 142V146L191 145L190 143H191V140L194 138L193 137ZM49 137V136H48ZM24 138V137H23ZM28 138V137H27ZM104 138V139H103ZM91 139V140H90ZM109 139V140H108ZM123 142H125L126 144H128V142H129V140H128V138H127V136L126 137H121L120 138ZM28 140V139H27ZM93 140V141H92ZM98 140H100V141H98ZM103 140H104V142H103ZM119 141V140H118ZM128 141V142H127ZM45 142V141H44ZM181 141L179 140V142H178V146L181 144L180 143ZM58 143H56L58 146H59V144ZM116 143V142H115ZM122 143V142H121ZM180 143V144H179ZM40 144V145H41ZM70 145V147L72 146L73 148H71V149H69L70 147H68L67 148V145ZM24 145V144H23ZM48 145H51V144H48ZM54 145V144H53ZM65 145V144H64ZM43 145H41V147H42ZM61 146H63V145H61ZM61 146H59V147H61ZM128 147H130V145H127ZM44 147H47V145H45ZM49 147V149L50 148H52V147H50V146H48ZM54 147H56V146H54ZM59 147L57 148L56 147V149L54 150H52V149H50V150H48V148L46 149V148H44V151L42 152V153H44V155H47L48 156V154H49V156H50V154H54L55 155V153L57 154V152L56 151H58V150H60L59 149ZM22 148V147H21ZM63 148H64V146H63ZM41 149H43V148H41ZM58 149V150H57ZM72 149H74L73 151H72ZM118 149V150H117ZM123 149V148H122ZM173 149V148H172ZM18 150V151H17ZM64 150H65V148H64ZM52 151H55V153H53ZM70 151H72V152H70ZM125 151V150H124ZM50 152H52V153H50ZM42 153H40V154H42ZM58 153H60L59 151H58ZM65 153V152H64ZM124 154V153H123ZM123 154H122V156H123ZM54 155H53V157H54ZM20 156V155H19ZM57 157H58V155H56ZM61 156H62V154H61ZM68 156V155H67ZM35 157V156H34ZM42 157H44V156H42ZM52 157V158H53ZM28 158V157H27ZM27 158H25V159H27ZM116 158H118V162H115L114 161V159H116ZM123 158V157H122ZM130 158V157H129ZM49 159H51V157L49 158ZM61 159V158H60ZM69 159V158H68ZM119 159H120V161H119ZM48 160V159H47ZM56 160V159H55ZM138 160V159H137ZM30 161V160H29ZM82 161V163L84 162V166H85V162H87V163H91V164H93L94 166V173H90V175H85L84 176V173H82L81 172V167L83 166V164H78V163H80ZM104 161H106L108 164H111L110 166L111 167H108L107 166V164H106V162H104ZM139 161V163H140V160H138ZM28 162V161H27ZM26 162V163H27ZM49 162V161H48ZM134 162H135V160H134ZM50 163V162H49ZM103 163H105L104 164V166H103ZM119 163V164H118ZM47 164V163H46ZM116 164H118V166L120 165V167H118ZM114 165V166H113ZM117 167H116V166ZM48 166L50 167V164H48ZM99 166H103L104 167V169L102 168V173L100 174V173H98V169H99ZM139 166H140V164H139ZM139 166H138V168H139ZM24 167H26V166H24ZM32 167V166H31ZM46 168H47V166H45ZM49 167H48V169H49ZM106 167V168H105ZM129 167V166H128ZM118 168H120V169H118ZM122 168V169H121ZM50 169H51V167H50ZM86 169H89V172L91 171V170H93V169H90V167H86ZM84 170V169H83ZM100 170H101V167H100ZM99 170V171H100ZM106 171V172H105ZM52 172V171H51ZM92 172V171H91ZM117 172H118V174H117ZM53 173H51V174H53ZM126 173V174H125ZM49 174V173H48ZM53 174V175H54ZM115 174H117V175H115ZM126 176H125V175ZM132 174V173H131ZM110 175H115L113 178L114 179H112V181L110 180ZM133 175V174H132ZM35 176V175H34ZM40 176V175H39ZM50 176V175H49ZM63 176V177H64ZM125 176V177H124ZM38 177V176H37ZM62 177V178H63ZM130 177H132V176H130ZM49 178V177H48ZM53 178V177H52ZM54 178H57V177H54ZM65 178V177H64ZM112 178V177H111ZM34 179H35V177H34ZM34 179H32L31 180V182L34 180ZM37 179V178H36ZM61 179V178H60ZM97 179L98 180H100L99 181V183H97L96 184V182H98L97 181ZM131 179H134L133 177L131 178ZM40 180V179H39ZM38 180V181H39ZM66 180V179H65ZM124 181V183H118V182H123ZM136 180V179H135ZM49 181H51V180H49ZM48 181V182H49ZM61 181V180H60ZM41 182V181H40ZM39 182V183H40ZM52 182V181H51ZM137 182V181H136ZM22 183H23V181H22ZM102 183H105L104 185H107L106 186V190L104 191L102 188L100 189V187H102ZM42 184V183H41ZM56 184V183H55ZM62 184V183H61ZM115 184H117V186H114ZM118 184H120V185H118ZM59 185V184H58ZM57 185V186H58ZM141 185V186H140ZM55 186V185H54ZM53 186V187H54ZM63 186V185H62ZM64 186H65V184H64ZM26 187V188H27ZM3 188V189H2ZM59 188V187H58ZM63 188H65V187H63ZM51 189V188H50ZM54 189H56V188H54ZM34 190V191H33ZM65 190H66V188H65ZM80 190H82V188L80 189ZM55 191V190H54ZM69 191V192H68ZM83 191H85V190H83ZM145 191V190H144ZM4 192V191H3ZM72 192V191H71ZM81 192V193H80ZM135 192H138V190H136ZM141 192V191H140ZM55 193H57V191L55 192ZM142 193V192H141ZM136 194V193H135ZM148 194V193H147ZM59 195V194H58ZM12 199V200H13ZM130 199V198H129ZM138 199V198H137ZM129 201V200H128ZM114 202V203H113ZM134 202V201H133ZM136 206V205H135ZM124 207V206H123ZM131 210V211H130ZM35 211V212H34ZM138 211V210H137ZM148 212V211H147ZM4 213H5V211H4ZM18 213V214H19ZM29 213V214H30ZM140 213V212H139ZM1 214V213H0ZM141 214H143V213H141ZM6 215V214H5ZM8 216V215H7ZM137 216V215H136ZM0 217H1V215H0ZM24 217V218H23ZM22 218L25 220V217L26 216H23ZM143 217V216H142ZM2 218V217H1ZM137 218H138V216H137ZM140 218V220H141V216L139 217ZM18 219H20V217H18ZM34 219V220H35ZM143 219V218H142ZM31 220V219H30ZM20 221V220H19ZM32 221V220H31ZM39 221V220H38ZM39 221V222H40ZM2 222H3V220H2ZM2 222H0V224L2 223ZM140 222V221H139ZM21 223H22V221H21ZM126 223V224H125ZM136 223V222H135ZM32 224V223H31ZM40 223H38V225H39ZM140 224V223H139ZM22 225H23V223H22ZM35 225H36V223H35ZM43 225V224H42ZM116 225V226H115ZM138 225V224H137ZM40 226H41V224H40ZM1 227V226H0ZM4 228V227H3ZM3 228H1L2 230H3ZM36 228H37V225H36ZM40 228V227H39ZM98 228V229H97ZM135 228H136V226H135ZM0 229V230H1ZM8 229V228H7ZM23 229L25 230V228H24V226H23ZM97 229V230H96ZM136 229H138V228H136ZM49 230V229H48ZM117 230V229H116ZM120 230V229H119ZM139 230H141V227H139ZM138 230V231H139ZM46 231V230H45ZM53 231H51V232H53ZM87 231H90V232H87ZM138 231H136V232H138ZM42 232V231H41ZM48 232V231H47ZM86 232H87V235H86ZM94 232L93 233H91V235L92 234H94ZM103 232H105V230L103 231ZM106 232H107V230H106ZM0 233H1V231H0ZM36 233V232H35ZM45 233V232H44ZM101 233V232H100ZM100 233H98V234H100ZM140 233V231L138 232V233H136L137 235H140L139 234ZM13 234V233H12ZM31 234V233H30ZM49 234V232L47 233V235ZM87 236H85V235ZM2 235V234H1ZM16 235V234H15ZM51 235H52V233H51ZM101 235V234H100ZM104 235H106V234H104ZM121 236H122V234H120ZM119 234H118V236H120ZM3 236V235H2ZM46 236V234L44 235V238H39L38 236H35L37 239H35L34 240V243H33V249H32V251H34V252H36L37 254H41L44 258H46L47 259V257L49 256V255H51V253H52V250H53V248H52V246L51 245H49V240H48V238L50 237L51 238V236H49L48 238L47 237H45ZM54 236V235H53ZM96 236V235H95ZM120 236V237H121ZM102 237V236H101ZM114 237V236H113ZM138 238H140L141 236H137ZM1 238H3V237H1ZM49 238V239H50ZM53 238V237H52ZM54 238H56V237H54ZM105 238V237H104ZM108 238V237H107ZM119 238V237H118ZM136 238V237H135ZM9 239V238H8ZM57 239V238H56ZM80 239H82V238H80ZM94 239V238H93ZM140 239H143L142 237L140 238ZM13 240V239H12ZM87 240V241H86ZM115 240V239H114ZM139 240V239H138ZM7 241V240H6ZM5 241V242H6ZM9 241V240H8ZM8 241L6 242V243H8ZM25 241V240H24ZM92 241V240H91ZM90 241V242H91ZM95 241H96V239H95ZM98 241V240H97ZM102 241V240H101ZM108 241H109V239H108ZM107 241V242H108ZM139 241H141V240H139ZM142 241H145V239H143ZM10 242V241H9ZM53 242H54V240H53ZM57 242V241H56ZM66 242V241H65ZM94 242V241H93ZM105 242V241H104ZM1 243V242H0ZM68 243V242H67ZM95 244H96V242H94ZM93 243V244H94ZM141 243V242H140ZM143 243V242H142ZM144 243H146V242H144ZM143 243V244H144ZM9 244V243H8ZM19 244V243H18ZM18 244H15L14 242L11 244V248H12V250H11V252L12 253H10L9 255H8V257H7V260L9 261V262H14L15 261V258L17 257L16 255H17V253H18ZM52 244V243H51ZM77 244V243H76ZM79 244V243H78ZM83 244L81 245V247H83ZM104 244V243H103ZM139 244V243H138ZM0 245H4V243H2V244H0ZM7 245V244H6ZM70 245V244H69ZM71 245H72V242H71ZM54 246V245H53ZM62 246V245H61ZM65 246V245H64ZM86 246V245H85ZM100 246V245H99ZM1 247V246H0ZM3 247V246H2ZM2 247H1V249H2ZM5 247V246H4ZM3 247V249H8V246L6 247V248H4ZM88 247V246H87ZM138 248L137 249V251H135L136 249L135 248ZM140 247H141V245H140ZM143 248H144V246H142ZM68 248H69V246H68ZM0 249V250H1ZM17 249V250H16ZM20 249V248H19ZM65 249V248H64ZM76 249V248H75ZM141 249V248H140ZM145 249H146V247H145ZM14 250H16L17 251V253H16V251H14ZM68 250V249H67ZM1 251H4V250H1ZM72 251V250H71ZM9 252V249H8V251H7V253ZM20 252H21V250H20ZM140 252V251H139ZM5 253V252H4ZM67 253H69V252H67ZM135 253L136 254H138V255H135ZM146 253V252H145ZM19 254V253H18ZM134 255L136 256L135 258H134ZM147 255V254H146ZM53 256H54V254H53ZM55 257V256H54ZM51 258H52V256H51ZM56 258V257H55ZM140 258H142V260H143V256L141 257L140 256ZM147 258V257H146ZM139 259V258H138ZM136 261V260H135ZM138 261V260H137ZM144 262V261H143ZM55 263V262H54ZM138 263H139V261H138ZM141 263V262H140ZM146 263V262H145ZM149 263V262H148ZM61 264V263H60ZM151 264V263H150Z\"/></svg>",
  "mask_w": 264,
  "mask_h": 264
},
{
  "label": "crops",
  "instance_id": "crops-1",
  "mask_svg": "<svg viewBox=\"0 0 264 264\" xmlns=\"http://www.w3.org/2000/svg\"><path fill=\"white\" fill-rule=\"evenodd\" d=\"M124 1L111 0L116 4ZM127 1L142 3L141 0ZM223 2L224 0H209L203 8L209 16L206 22L208 25L198 26L214 30L220 22L225 51L218 55L219 58L214 56L201 59L193 65V68L199 69L200 83L208 85L209 94L214 100L215 112L208 120L210 135L208 130L200 132L194 129L186 135L158 141L155 148L159 152L151 158L149 166L155 176L154 181L159 184L158 189L154 190L153 210L147 220L153 229L165 225L164 214L171 207L179 213L193 214H215L230 209L228 198L231 178L227 161L235 156L241 157L242 150H247L246 153L250 154L252 150L261 148V141L264 140V24L252 22L253 19L245 13L240 15L237 8L225 9L221 5ZM161 3L167 5L169 1L162 0ZM201 6L197 2L187 4L190 10H199ZM180 8L182 6L179 4L175 5L177 13ZM232 11L241 17L243 25L242 30L236 31L239 40L234 42L229 34ZM111 15L113 25L107 29L109 33L104 38L105 44L117 42L122 45L126 40L125 30L120 24L124 20V14L120 10ZM212 16L214 20H210ZM193 51L205 50L199 48ZM191 135L194 138L191 145L185 147V154L179 160L176 159V154L173 160L177 161L170 164L164 151L167 145L178 146L179 140H187ZM211 140L213 145L220 143L224 162H220V158L212 160L203 151V146L209 145ZM196 147L198 148L193 150ZM186 197L193 198L190 210H184L179 201Z\"/></svg>",
  "mask_w": 264,
  "mask_h": 264
}]
</instances>
